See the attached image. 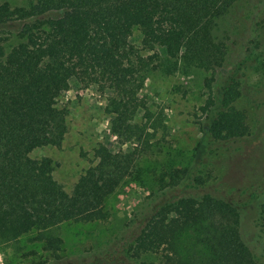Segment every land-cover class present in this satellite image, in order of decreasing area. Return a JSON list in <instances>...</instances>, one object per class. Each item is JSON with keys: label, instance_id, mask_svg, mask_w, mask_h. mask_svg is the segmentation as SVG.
Returning <instances> with one entry per match:
<instances>
[{"label": "trees", "instance_id": "1", "mask_svg": "<svg viewBox=\"0 0 264 264\" xmlns=\"http://www.w3.org/2000/svg\"><path fill=\"white\" fill-rule=\"evenodd\" d=\"M237 1L0 0V246L20 250V239L36 232V241L58 263L63 224L107 219L105 200L133 174L157 132L136 122L139 114L151 113L138 98L148 73L213 74L222 68L228 44L217 32ZM14 24L19 43L11 46L5 28ZM136 32L140 48L132 42ZM236 77L202 108L207 123L194 164L163 174L162 194L188 187L211 145L250 133L244 112L234 105L240 94ZM72 88L108 93L111 129L121 145L135 149L114 153L98 146L93 164L68 193L55 179L53 160L31 155L62 146L69 111L59 102ZM149 205L134 215L146 221L133 250L141 264H258L242 239L239 207L221 194ZM261 228L264 234V202Z\"/></svg>", "mask_w": 264, "mask_h": 264}, {"label": "rangeland", "instance_id": "2", "mask_svg": "<svg viewBox=\"0 0 264 264\" xmlns=\"http://www.w3.org/2000/svg\"><path fill=\"white\" fill-rule=\"evenodd\" d=\"M18 29V24L5 28L11 46L19 43ZM217 34L226 37L228 50L224 65L215 73L198 69L172 75L160 69L148 73L138 98L151 113L139 114L136 122L151 132L157 128V132L151 147L137 158L133 174L105 200L107 219L63 224V250L57 252L58 263L53 252L36 241L37 233L30 232L20 239V250L0 246V264H141L133 257V250L146 221L142 224L137 221L139 217L134 218L137 210L149 204L151 209L156 204L158 207L172 197L209 192L219 193L239 207L242 239L257 263L264 264V0H238L221 21ZM141 40V34L136 32L132 42L140 48ZM149 54L152 53L144 52ZM231 77H236L240 86L234 105L244 112L250 133L241 140L211 145L189 186L162 194L158 179L163 174L194 164L201 126L207 123L202 108L211 97L218 96ZM107 103L108 93L97 88H72L59 102L69 111V129L62 146L38 149L31 155L34 159L53 160L55 179L68 193L93 164L98 146L105 145L114 153L135 149V145L118 142L106 113Z\"/></svg>", "mask_w": 264, "mask_h": 264}]
</instances>
